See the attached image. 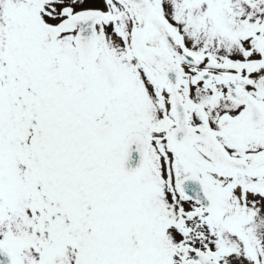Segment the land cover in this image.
<instances>
[{
    "label": "snow or ice",
    "instance_id": "1",
    "mask_svg": "<svg viewBox=\"0 0 264 264\" xmlns=\"http://www.w3.org/2000/svg\"><path fill=\"white\" fill-rule=\"evenodd\" d=\"M0 264H264V0H0Z\"/></svg>",
    "mask_w": 264,
    "mask_h": 264
}]
</instances>
